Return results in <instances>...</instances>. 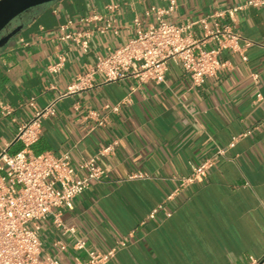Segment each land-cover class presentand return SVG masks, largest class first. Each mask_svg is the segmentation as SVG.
Masks as SVG:
<instances>
[{"label": "crops", "instance_id": "0c3cea01", "mask_svg": "<svg viewBox=\"0 0 264 264\" xmlns=\"http://www.w3.org/2000/svg\"><path fill=\"white\" fill-rule=\"evenodd\" d=\"M172 1L176 8L167 20L184 24L248 0H55L18 17L6 33L20 30L0 49V153L24 149L15 141L20 126L56 101V114L42 120L30 152L68 153L78 167L115 143L101 157L106 177L61 215L89 248L106 251L126 241L108 264H264V6L223 20L242 36L247 60L239 51L223 50L225 68L200 85L171 62L160 83L136 76L103 82L98 73L70 90L98 59L135 37L136 17L148 27L155 17L146 11L167 9ZM95 14L102 19L79 22ZM70 20L71 30L91 33L88 51L61 40L60 27ZM193 34L203 31L197 27ZM62 56L64 65L54 72ZM253 73L260 75L258 83ZM209 159L214 165L205 181L179 189L181 179ZM160 204L172 216L150 219ZM75 235L50 215L41 222L42 255L62 264L86 258L73 248Z\"/></svg>", "mask_w": 264, "mask_h": 264}, {"label": "built area", "instance_id": "2783aa9c", "mask_svg": "<svg viewBox=\"0 0 264 264\" xmlns=\"http://www.w3.org/2000/svg\"><path fill=\"white\" fill-rule=\"evenodd\" d=\"M249 6L262 7L264 0H248L184 24L167 20V15L176 8L175 1L167 9L151 7L146 11V16H154L155 22L143 27L141 18L136 17L134 22L138 28L135 37L107 57L98 59L89 74L79 77L70 90L86 85V79L98 73L104 76L103 82L122 81L136 76L142 82L160 83L165 80L171 62L179 64L193 83L200 85L208 77H217L225 68L226 63L220 57L223 50L239 51L242 59L247 60L244 48L240 47L242 36L232 26L222 22L226 19L234 21L236 15ZM108 8L112 10L115 6ZM101 19L100 15L95 14L81 17L79 22ZM74 23V20H70L60 27L61 40L74 41L88 51L91 33L71 30ZM197 27L203 31L199 37L193 34ZM109 28L108 24L104 30ZM211 43L215 45L208 47ZM251 44V41L246 42V46ZM64 62L65 58L60 57L53 71H59ZM252 78L258 83L260 75L253 73ZM261 99V94H258L257 101ZM119 108L120 105L112 107L114 111ZM3 109L6 114L11 113L9 107ZM55 114L56 101L37 110L29 121L20 126L16 136L15 141L21 142L24 149L14 154L7 150L0 153V264H62L55 256L42 255L41 222L55 215L58 225L75 235V229L63 223V211L73 210L75 199L93 182H101L106 177L101 157L112 153L115 143L103 147L78 167L73 165L68 153L57 156L50 152L34 154L28 150L40 139L42 120ZM224 152L225 149H222L220 154ZM213 165L214 160L209 159L195 166L190 176L181 179L179 189L203 183ZM134 177L144 178L145 175ZM159 214H163V218L172 216V212L160 204L151 211L149 218L158 220ZM125 245L126 241L122 240L106 251H99L89 248L86 239L75 235L73 248L85 252L86 258L76 256L73 264H108L120 246ZM56 246L61 251L68 248L63 242H57Z\"/></svg>", "mask_w": 264, "mask_h": 264}, {"label": "water", "instance_id": "95a60500", "mask_svg": "<svg viewBox=\"0 0 264 264\" xmlns=\"http://www.w3.org/2000/svg\"><path fill=\"white\" fill-rule=\"evenodd\" d=\"M55 0H0V49L16 36L20 29L6 33L14 20L32 8Z\"/></svg>", "mask_w": 264, "mask_h": 264}, {"label": "rangeland", "instance_id": "374dc122", "mask_svg": "<svg viewBox=\"0 0 264 264\" xmlns=\"http://www.w3.org/2000/svg\"><path fill=\"white\" fill-rule=\"evenodd\" d=\"M15 21V20H14ZM14 21L12 23H14Z\"/></svg>", "mask_w": 264, "mask_h": 264}]
</instances>
